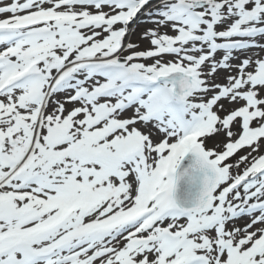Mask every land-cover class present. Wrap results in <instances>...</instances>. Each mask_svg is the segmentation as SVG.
<instances>
[{
    "label": "snow or ice",
    "instance_id": "obj_1",
    "mask_svg": "<svg viewBox=\"0 0 264 264\" xmlns=\"http://www.w3.org/2000/svg\"><path fill=\"white\" fill-rule=\"evenodd\" d=\"M0 264H264V0H0Z\"/></svg>",
    "mask_w": 264,
    "mask_h": 264
}]
</instances>
